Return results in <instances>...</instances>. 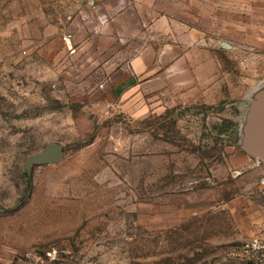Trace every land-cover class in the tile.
<instances>
[{
	"label": "rangeland",
	"instance_id": "obj_1",
	"mask_svg": "<svg viewBox=\"0 0 264 264\" xmlns=\"http://www.w3.org/2000/svg\"><path fill=\"white\" fill-rule=\"evenodd\" d=\"M263 104L264 0H0V264H256Z\"/></svg>",
	"mask_w": 264,
	"mask_h": 264
},
{
	"label": "water",
	"instance_id": "obj_2",
	"mask_svg": "<svg viewBox=\"0 0 264 264\" xmlns=\"http://www.w3.org/2000/svg\"><path fill=\"white\" fill-rule=\"evenodd\" d=\"M262 115L252 126L250 133L251 144L257 152L264 155V104ZM65 151L63 146L58 142H52L40 152L31 155L25 164L24 172L28 174L35 165L61 162L64 159Z\"/></svg>",
	"mask_w": 264,
	"mask_h": 264
},
{
	"label": "built area",
	"instance_id": "obj_3",
	"mask_svg": "<svg viewBox=\"0 0 264 264\" xmlns=\"http://www.w3.org/2000/svg\"><path fill=\"white\" fill-rule=\"evenodd\" d=\"M261 184L264 185V176L261 179ZM244 250L249 254H253L256 264H264V239H251L244 244Z\"/></svg>",
	"mask_w": 264,
	"mask_h": 264
}]
</instances>
